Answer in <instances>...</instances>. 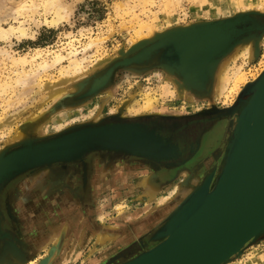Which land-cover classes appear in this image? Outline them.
<instances>
[{"label":"rangeland","instance_id":"1","mask_svg":"<svg viewBox=\"0 0 264 264\" xmlns=\"http://www.w3.org/2000/svg\"><path fill=\"white\" fill-rule=\"evenodd\" d=\"M50 1H56L57 8L50 7ZM60 8L62 19L54 24ZM203 23L233 26L214 32L216 47L238 33L253 31L254 38L236 48L252 45L253 58L239 57L231 68L242 69L248 77L238 93L229 88L218 97L215 89L219 72L231 63L235 50L198 82L179 64L174 42L178 40L182 58L188 59L189 37L177 38V31ZM21 28L26 36L19 33ZM219 28L225 27L212 29ZM10 30L14 33L0 38V160L29 144L109 123L173 117L188 123L217 116L228 123L239 112L238 101L244 102L252 75L264 68V0H0V32ZM74 69L80 70L76 76ZM19 79L21 85L16 83ZM58 91L60 95L52 98ZM149 95L157 99L145 112L143 101ZM215 108L222 115L203 116ZM219 137L207 152L201 148L182 164L181 169H188L184 174H179V167H168L172 159L100 148L13 175L17 182L31 172H49L50 195L47 203L26 212L27 220L37 222L35 231L29 229L41 233L37 240L18 242V249L4 241L1 252L14 250L22 256L24 247L29 257L23 264H128L166 240L157 239V233L190 195L208 181L209 191L214 189L225 153L216 158L217 170L211 174L201 162L222 144L223 136L221 141ZM97 157L105 159L103 164ZM76 160L79 179L73 187L64 173ZM142 179L149 187L139 188ZM154 180L159 187L150 195ZM164 196L169 200L159 203ZM23 209L19 205L18 212ZM79 221L90 234L81 232ZM256 254L264 256V232L229 264H246ZM0 264L12 263L1 259Z\"/></svg>","mask_w":264,"mask_h":264},{"label":"water","instance_id":"2","mask_svg":"<svg viewBox=\"0 0 264 264\" xmlns=\"http://www.w3.org/2000/svg\"><path fill=\"white\" fill-rule=\"evenodd\" d=\"M226 25L203 23L177 31L181 33L176 35L177 38L186 36L191 39L188 43H191L189 51L192 56L186 60L181 59L178 41L174 43L179 51V64L188 68L193 80L198 82L206 73L211 75L221 59L254 38L251 35L253 31H243L226 44L216 47L218 35L214 32L230 30L233 27L226 28ZM217 26L225 28L212 29ZM211 34L213 37H208ZM217 56L219 59L215 61L216 64L213 63L212 69L209 64ZM261 92H264L262 88L255 89L253 98L244 108L247 113V127L233 135L214 189L209 191L208 181L190 195L157 233V239L166 240L128 264H224L232 257L239 256L246 245L261 234L264 230V208L252 221L247 218L226 221L222 218L251 172L264 158V110L261 111L264 103L261 100ZM243 95L246 97V90ZM258 113V120L252 123ZM130 129L152 130L149 132L153 136H161L156 130L140 123L121 122L86 127L48 142L29 144L0 160V185L17 173L45 163L75 160L81 157L83 152L100 148L122 150L159 159H172L175 156V149L168 143L165 144L161 140L162 137H156L154 143L149 139L146 144L130 142V139H125L130 136ZM76 151H79L78 155L74 154ZM197 198L199 200L194 203ZM12 255L22 264L27 261L22 254ZM22 258L25 260L22 261Z\"/></svg>","mask_w":264,"mask_h":264},{"label":"bare ground","instance_id":"3","mask_svg":"<svg viewBox=\"0 0 264 264\" xmlns=\"http://www.w3.org/2000/svg\"><path fill=\"white\" fill-rule=\"evenodd\" d=\"M49 5H50V7L55 6L57 8L56 1H50ZM60 13H61V8H60L56 18L53 21L54 24H58L61 21L62 17L60 16ZM18 31L22 36H26V32H25V30H23V28L19 29ZM254 32H257V31H254ZM11 33H14V30H10L9 32L2 31V32H0V38H2V37L5 38L8 35H10ZM210 37H213V35L211 34ZM186 45L189 46L188 48L190 49L191 45L188 44L187 41H186ZM238 50L234 51V53H233L234 58H232L231 63L230 64L228 63V66L224 67L223 70H221V72H219V75H218L219 79H217V83L215 85V89L217 91L218 97H221L222 95H224L225 92L229 88H231V91H235L236 93H238L241 86H243L244 84H246L248 82V77L242 71V69L232 70L231 68L235 64L236 60L239 57H243V58H246L248 60H251L253 58V53H254L253 48H252V45L249 44V45H247V47L245 46L240 51H238ZM187 54H188V59H190V57L192 55H191V52L189 50L187 51ZM181 59H182V57H181ZM218 59H219L218 57L215 58L213 63L216 64ZM181 62H183V60H181ZM212 69H214V68H212ZM260 71H261V69L256 71V73L252 75L254 78L253 82L248 83L246 85L247 86L246 87V97L244 98V102L242 99L240 101H238L237 110L239 112L237 114H235L233 116V118H231V120H229L227 126H225L223 128V130H221V131L219 130L218 133L216 134V136H217L220 132L221 133L220 135H222V133L225 131L224 132L225 146L223 148V153H221L222 155L224 153L227 154L228 146L232 142V139L234 137L233 135L237 134L238 131L240 132V130H244L247 127V113L244 112L245 103L249 102L253 98L252 97V96H254L253 91L255 89L262 88L264 90V68L261 71V73L259 74ZM73 72L76 76L80 73V70L74 69ZM22 79H19L16 83L19 85L20 83H22ZM26 84H27V82H26ZM23 85H24V83H23ZM230 85H232V87H230ZM27 86H29V85H27ZM261 94H263V95H261V100L264 103V92H261ZM59 95H60V91L54 93L53 96H51V97L56 98ZM215 96H216V94H215ZM151 97L149 95V97H146L143 101V104H144L143 110L145 112H149V110H151L155 107V103H156L155 99H157V98H151ZM19 98H20V96H19ZM212 110H214V112L209 113V114L207 113L203 116L208 117V116L222 115V111H220L216 108L212 109ZM225 112L227 113L228 110ZM200 116H202V114H200ZM182 120L183 119L173 117L172 119L164 121L163 124H165L167 127L175 128L178 124H180V122ZM167 121H170V122H167ZM100 135H102V134H100ZM150 137L151 136L148 137L147 135H143V134L141 135L140 133L136 132V130L130 129V136L129 137L127 136L125 139H127V140L130 139V142H132V143H134L136 141V142L146 144L148 139H146V140H143V139L150 138ZM209 142H212V141L209 140ZM214 150H215V148H214ZM78 152L79 151H76V152H74V154L78 155L79 154ZM82 155H83V153H82ZM154 183H155V186H153V189L148 192L150 195L155 193V191L157 190V189L155 190L156 187L157 188L159 187L157 185V180H154ZM183 183H184V181H183ZM199 184L200 183H198V186H199ZM138 186H139V188H147V187H149V184L147 183L146 179H142L138 182ZM175 189L176 190H175L174 194L177 193V190L179 189L178 186ZM189 194H192V193L189 192ZM169 198H170L169 196H167V197L164 196L159 200V203L164 204L165 202H167L169 200ZM198 200H199L198 198L195 199L194 203H196ZM263 208H264V158L256 165L254 170L251 172V174L249 175L248 179L246 180V182L244 183V185L242 186L240 191L237 193L235 198L232 200L230 205L227 207L226 211L223 213L222 218L226 221L232 220V219H241V218H247V219H250L252 221L259 215V213L262 211ZM263 232H264V230L261 232V234ZM100 237H101V235H100ZM101 238H99V241H97V242H99V243L102 242L100 240ZM235 257L236 256L232 257L229 261L225 262L224 264H229L230 262H232L235 259ZM20 263H21V261L17 262V264H20ZM47 263H49V262H44L42 264H47ZM246 264H264V256H262L260 254H256L253 257H251Z\"/></svg>","mask_w":264,"mask_h":264},{"label":"flooded vegetation","instance_id":"4","mask_svg":"<svg viewBox=\"0 0 264 264\" xmlns=\"http://www.w3.org/2000/svg\"><path fill=\"white\" fill-rule=\"evenodd\" d=\"M187 39L191 40L190 38H187ZM200 44L202 45L201 42H200ZM217 57H215V58H217ZM215 58H214V60H215ZM213 62L214 61H212L209 64L212 68H213ZM200 72H199V74H201ZM224 120H226V119L223 118L222 116L221 117L217 116V117H212L210 119H205V120H201V121H199V119H196V120L190 121L188 123L186 121H182L175 128L167 127L165 124H163L164 121H166V120H156V121H150V122L143 121V122H133V123H140V124L147 126L153 130H156L157 134L161 135V137H163L165 140H167L166 143H168L170 146H172L175 149V156L172 158L171 161H169L168 167H171V168L179 167V169H178L179 174L188 173V169H181V166L183 163H186V161H188L190 159H194L195 156L197 155L198 151H200L201 148H202L203 153L207 152L211 147H213V142L216 141L217 136L218 135L220 136L219 140H220V138L222 139V136H223L222 144L217 145L215 147V151L214 152L212 151L201 162V164L205 168H207V170L209 171L208 173L211 174L212 172H215L217 170L215 167V163H216L215 161H216V158H218L220 155L222 156L221 153H223V148L225 146V142H224V137H225L224 132L225 131L222 133V135H220L221 133L219 132V134L216 136V134L218 133L219 130L221 131V129L223 127L227 126L228 123L224 124ZM167 122H170V121H167ZM126 123H130V122H126ZM132 130H136V132L140 133L141 135L142 134L147 135L148 137L151 136L150 138H147V139H150L149 141H155L156 137L157 138L159 137L156 134L153 136V134L151 132H149L152 130H149V131L143 130V129H132ZM209 140H211L212 142H209ZM189 146H190V150L188 152L187 150H188ZM81 159H82V161H84V157ZM97 159H99L97 161V163L102 161L101 162L102 164L105 160V159L102 160L103 157L102 158L97 157ZM77 162H79V161L76 160L74 162H71L66 167L67 170L65 172L68 173L69 171H71L73 173L76 170V168H79V166L77 165ZM59 168H61V167H59ZM158 180L161 182V185L164 184L163 180H161L159 178H158ZM81 183H83V182H81ZM82 185H84V184H82ZM195 185H198V181H197V183H195ZM2 187H3V185H0V254L2 253L1 250L3 247L2 245H3L4 241H7L9 243L10 242L16 243L17 246L20 247V245L18 244V242H19L18 239H16L15 236L13 235V234L17 233L18 228L15 225L13 218L9 217L8 209L10 207L9 202L12 199H21V197H18V195L14 196V195H12V193H10V192L8 193L7 191L2 192V189H1ZM79 189L83 190V186L82 187L80 186ZM23 202H25L24 203V209L25 210L23 209L22 211L19 212V214H22L23 216H25V215L27 216L26 212L29 213L31 210H35L38 207V205L41 203V202H36V205H35L34 202H32L31 198H30V201H26V199L23 198V200H21V204H23ZM37 236H39L38 232L32 234V236L30 237L31 239L29 241L30 242L36 241ZM22 248H24V247H22ZM34 249L35 248H33V250ZM24 251H25V249H24ZM29 253L32 254L33 252L29 251Z\"/></svg>","mask_w":264,"mask_h":264},{"label":"crops","instance_id":"5","mask_svg":"<svg viewBox=\"0 0 264 264\" xmlns=\"http://www.w3.org/2000/svg\"><path fill=\"white\" fill-rule=\"evenodd\" d=\"M48 176H49V172H46V173L45 172H42V173L31 172L24 179H20L19 181L17 180V182H16V180H14L13 176H11L1 183V185H3V187L1 188L2 192L7 191L8 193L9 192L12 193V195H14V196L18 195V197H21V199H12L9 202L10 207L8 209L9 217L13 218L15 225L18 228L17 233L13 234V235L15 236L16 239L19 240V242L25 243L26 241H29L31 239L30 237L32 236L33 233H36V232L40 233L39 231L34 232L35 231L34 229L38 228L37 222H32L31 220L29 221L26 219V215L23 216L22 214H19V212H18L19 205L24 206V203H25V202H23V204H21V201H19V200H23V198H25L26 201H30V198H31L32 202H34L35 205H36V202H39V201L41 202V204L47 203L49 201V195H50L49 190L51 188V183H49V180L46 179V178H48ZM64 176H65L66 180H68V179L72 180V184H70V180H69L68 185L69 186L73 185V187H75L74 183H76V181H78V179H79L78 175L74 172L72 173L71 171H69L68 173L65 172ZM38 185H40V187ZM72 225L75 227L77 226V224L71 223L70 227ZM47 226H49V225L47 224ZM85 226L87 227V225L83 226L81 221H79L78 227L80 229H82L81 232L83 231L84 235L86 233L88 235V234H90V231L87 230V228ZM112 227H114V226L112 225ZM29 229H33L34 231L31 232V231H29ZM110 232L113 233V231H110ZM81 240H83V239H81ZM11 244H16V243H11ZM15 246L18 249V246L17 245H15ZM11 249L12 248H10V250ZM21 251H22V255L26 259H28L29 254L27 255L25 253L24 249H22V248H21ZM71 251L69 249L68 252L71 253ZM1 255L4 259H8L10 261V263H12V264H17V262L19 261L8 250H5L4 254L2 252ZM3 258L0 257V259H3Z\"/></svg>","mask_w":264,"mask_h":264}]
</instances>
